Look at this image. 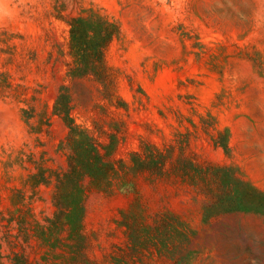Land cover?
I'll return each mask as SVG.
<instances>
[{
    "label": "rangeland",
    "instance_id": "rangeland-1",
    "mask_svg": "<svg viewBox=\"0 0 264 264\" xmlns=\"http://www.w3.org/2000/svg\"><path fill=\"white\" fill-rule=\"evenodd\" d=\"M0 264H264V0H0Z\"/></svg>",
    "mask_w": 264,
    "mask_h": 264
},
{
    "label": "trees",
    "instance_id": "trees-1",
    "mask_svg": "<svg viewBox=\"0 0 264 264\" xmlns=\"http://www.w3.org/2000/svg\"><path fill=\"white\" fill-rule=\"evenodd\" d=\"M76 24L77 23H75V22L70 23V26H71L70 39H69L70 51L72 52L76 61H78L82 66H84V67L90 66V67L94 68L95 66L99 65L102 61L101 48L106 45L107 41H109V39L111 37V33L108 31L105 39L100 41V43L95 42V43H92L93 45L91 47H86L85 46L86 43L83 42V40L81 39V36L78 34ZM74 134H80V137L82 139H86L84 137L83 132L77 131V133L74 132ZM82 141H84V140H82ZM84 142H86V144H88L87 141H84ZM71 143H72V146L74 147L76 142H75V140L72 139ZM74 151H75V148H74ZM97 157L101 158V154L98 151H97ZM89 158H90V156H89ZM69 164H70V169L73 172H79V169L81 170V168H83L84 164H86L85 165L86 167L90 168V162L88 161L87 158L74 157L72 160H70ZM72 171H70V175H73ZM89 174H91L94 178L98 176V175L94 174V172L89 173ZM71 194H72V200L75 201V203H76V209H78V203H79V200L81 198L80 190L76 187L75 190L71 191ZM79 209H80V207H79ZM79 215H80V213H79Z\"/></svg>",
    "mask_w": 264,
    "mask_h": 264
}]
</instances>
